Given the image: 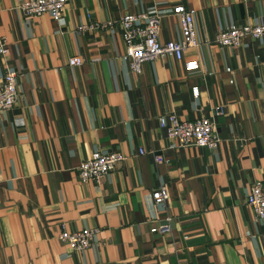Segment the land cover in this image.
I'll use <instances>...</instances> for the list:
<instances>
[{"label":"crops","instance_id":"crops-1","mask_svg":"<svg viewBox=\"0 0 264 264\" xmlns=\"http://www.w3.org/2000/svg\"><path fill=\"white\" fill-rule=\"evenodd\" d=\"M23 1L0 0L10 48L0 84L13 67L20 90L0 118V264H264V217L246 203L252 181L264 183V45L216 40L228 25L264 22V0H69L59 20L25 12ZM180 3L198 43L181 59L145 61L140 74L123 56L119 25L78 29L158 11L161 39H177ZM74 54L85 61L69 64ZM218 104L216 148L180 145L159 121ZM96 149L126 157L101 180H83L79 164ZM163 183L170 196L160 204L152 191ZM167 216L171 230L153 232ZM64 225L99 231L75 249L60 238Z\"/></svg>","mask_w":264,"mask_h":264},{"label":"built area","instance_id":"built-area-1","mask_svg":"<svg viewBox=\"0 0 264 264\" xmlns=\"http://www.w3.org/2000/svg\"><path fill=\"white\" fill-rule=\"evenodd\" d=\"M69 0H25L20 7L27 13L39 15L45 12L51 14L55 20L62 19L65 15ZM180 22L181 36L177 39L162 40L160 37L161 17L160 12L136 11L127 12L118 19L96 20L83 23L79 30L107 29L119 25L125 42L124 58L129 62L131 69L140 74L143 71L145 61L163 56H174L181 59L185 50L198 43L194 24L193 12L183 3L175 7ZM259 38L264 45V22L240 23L228 25L220 29L216 40L221 45H239L244 37ZM10 48L5 38H0V54H7ZM85 61V57L74 54L69 57V64L79 65ZM197 94V87L192 88ZM18 71L13 67H7L0 84V118L3 112L11 108L19 99ZM223 112L222 105L212 107L210 115H200L194 119H183L175 111L165 112L159 115V121L166 129L168 137L177 139L180 145H204L208 148H216L220 136L215 129V116ZM145 149L140 147V152ZM126 154L121 150L96 149L90 157L83 159L79 164V173L83 180L99 181L102 177L114 169L119 162L125 159ZM156 162L167 160L162 153H154ZM156 203L165 202L170 196L169 185L163 183L152 191ZM246 203L254 213V219L264 217V183L262 179H254L250 184L246 196ZM171 216L151 227L153 232L166 233L171 230ZM98 227H84L79 230H70L65 225L60 232V238L69 243L75 249H87L91 241L98 233Z\"/></svg>","mask_w":264,"mask_h":264}]
</instances>
